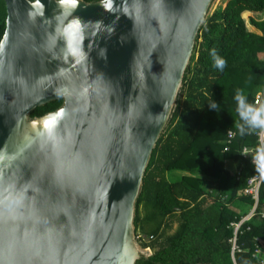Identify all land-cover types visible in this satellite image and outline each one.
Returning a JSON list of instances; mask_svg holds the SVG:
<instances>
[{"label":"water","instance_id":"water-1","mask_svg":"<svg viewBox=\"0 0 264 264\" xmlns=\"http://www.w3.org/2000/svg\"><path fill=\"white\" fill-rule=\"evenodd\" d=\"M212 1L113 0L110 13L79 0L86 56L77 62L58 38L73 16L57 0H40L43 16L36 0H4L0 264L148 257L135 202ZM56 99L57 109L30 116Z\"/></svg>","mask_w":264,"mask_h":264},{"label":"trees","instance_id":"trees-1","mask_svg":"<svg viewBox=\"0 0 264 264\" xmlns=\"http://www.w3.org/2000/svg\"><path fill=\"white\" fill-rule=\"evenodd\" d=\"M96 1V0H85ZM264 11V0H224L201 25L176 106L152 150L135 202L138 243L148 257L135 264H264V180L254 199L244 193L257 174L245 148L259 146L256 130L243 124L235 96L255 104L264 89V20L249 31L242 12ZM6 7L0 0V38ZM223 58L215 67L212 53ZM218 107L210 108L212 103ZM62 99L36 107L30 116L57 109ZM233 135L227 142L228 132ZM226 148V149H225ZM230 162L231 165L227 166ZM181 175L168 178V173Z\"/></svg>","mask_w":264,"mask_h":264},{"label":"clouds","instance_id":"clouds-1","mask_svg":"<svg viewBox=\"0 0 264 264\" xmlns=\"http://www.w3.org/2000/svg\"><path fill=\"white\" fill-rule=\"evenodd\" d=\"M58 6L60 8V14L64 15L66 18L68 16H73V13L77 10L79 6V0H57ZM34 7L38 8V14L40 16L44 15V5L37 2ZM101 7L106 12H113V0H101ZM97 27L103 24L102 21H96ZM114 31V29H113ZM64 41V56L65 59L72 57L76 59L77 62L84 59L86 53L84 52V40H85V30L84 22L81 18L73 16L71 20H68L67 24H64L60 29L59 37ZM215 60V67L223 70L226 61L223 58L216 56L215 52L212 53ZM106 58V50L105 57ZM235 100L237 101V112L243 121V124L239 126V134L243 136L247 129L259 128L264 130V107H254L253 105L247 103L245 95L238 91ZM218 106L213 102L210 108L216 109ZM252 162L256 167L258 172H264V145H261L256 149L255 155L252 158Z\"/></svg>","mask_w":264,"mask_h":264},{"label":"built area","instance_id":"built-area-1","mask_svg":"<svg viewBox=\"0 0 264 264\" xmlns=\"http://www.w3.org/2000/svg\"><path fill=\"white\" fill-rule=\"evenodd\" d=\"M260 102V96L259 95H256L255 96V100H254V103L255 104H258ZM256 134L258 136V141H259V146L260 147L261 145H264V130L262 129H258L256 130ZM233 133L232 131H229L228 132V138H227V142L229 141V139L232 137ZM256 147V149L258 148ZM226 149V148H225ZM255 151H253L252 149H248V148H245L244 151H243V154L246 156L250 153H252V158H253V155H255ZM251 158V160H252ZM264 180V172H258L257 171V174L250 177L247 181V187L244 189V193L245 194H249L251 195V197L254 199L255 203H254V207L252 208V212L256 206V203H257V199H258V189H259V186H260V183L261 181ZM263 216H264V213H263Z\"/></svg>","mask_w":264,"mask_h":264},{"label":"crops","instance_id":"crops-1","mask_svg":"<svg viewBox=\"0 0 264 264\" xmlns=\"http://www.w3.org/2000/svg\"><path fill=\"white\" fill-rule=\"evenodd\" d=\"M241 15H242V18L244 19L245 26H246V28L249 31L255 32L257 34L261 33L253 25V22H260V21L264 20V11H262V12H253V11L246 10V11L242 12ZM259 56H260L261 59H264V52L260 53ZM258 93L260 94V102L258 104L260 105V107H264V89L262 88ZM261 96H262V98H261Z\"/></svg>","mask_w":264,"mask_h":264},{"label":"rangeland","instance_id":"rangeland-1","mask_svg":"<svg viewBox=\"0 0 264 264\" xmlns=\"http://www.w3.org/2000/svg\"><path fill=\"white\" fill-rule=\"evenodd\" d=\"M223 3H224V0H213L212 1V3H211V5H210V8H209V11H208V14H210L218 5H223ZM257 95H259L260 96V94L258 93ZM261 98H262V96H261ZM258 107H260V105L258 106ZM254 156V155H253ZM251 157H252V155H251ZM231 165V163L230 162H228L227 163V166H230ZM181 175V173L179 172V171H173V172H170V173H168V178L170 179V178H177V177H179ZM254 203H255V201H254ZM254 205V204H253ZM251 214H252V211L250 210V212H249V215H247L246 217H244V219H246V218H248L249 216H251ZM262 252H263V255H264V244H263V250H262ZM264 258V257H263Z\"/></svg>","mask_w":264,"mask_h":264},{"label":"snow or ice","instance_id":"snow-or-ice-1","mask_svg":"<svg viewBox=\"0 0 264 264\" xmlns=\"http://www.w3.org/2000/svg\"><path fill=\"white\" fill-rule=\"evenodd\" d=\"M37 2H40V0H37ZM0 46H2V45H0ZM51 123H52V121H47V122H45V126L47 127V126H49Z\"/></svg>","mask_w":264,"mask_h":264}]
</instances>
